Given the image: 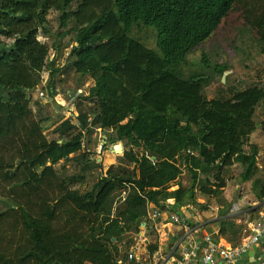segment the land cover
<instances>
[{
  "label": "trees",
  "instance_id": "obj_1",
  "mask_svg": "<svg viewBox=\"0 0 264 264\" xmlns=\"http://www.w3.org/2000/svg\"><path fill=\"white\" fill-rule=\"evenodd\" d=\"M237 4L0 0V196L13 203L0 212V264H148L129 259V237L142 223L148 229L149 206H167L170 213L189 205L201 208L197 195L216 198L234 166L241 168L240 182L251 183L254 198L264 199V180L254 178L258 148L247 142L256 130L254 114L264 102V85L227 100H208L204 90L210 77L204 70L184 73L187 57ZM51 11L60 14L58 40L72 37L68 68L91 81L76 104L78 126L60 116L54 140L44 135L42 123L49 117H40L44 110L34 98L41 73L53 65L50 47L38 40ZM240 14L264 54V1H254ZM138 27L154 31L155 50L133 37ZM201 60L210 68L205 57ZM211 70L223 74L228 67L220 64ZM58 72L51 70L50 77ZM54 85L50 79L45 104L52 103ZM80 99L88 104L87 111L79 108ZM97 129L110 132L111 143L130 147L124 157L131 169L111 166L104 172L101 163L85 164L92 160L85 137ZM69 160L80 171L62 177L55 165ZM182 167L189 177L187 187L177 183ZM90 172H98L95 182L87 190L78 189ZM228 209L220 210L205 230L214 231V225L235 246L246 224L225 218ZM148 250L152 256L158 247Z\"/></svg>",
  "mask_w": 264,
  "mask_h": 264
},
{
  "label": "rangeland",
  "instance_id": "obj_2",
  "mask_svg": "<svg viewBox=\"0 0 264 264\" xmlns=\"http://www.w3.org/2000/svg\"><path fill=\"white\" fill-rule=\"evenodd\" d=\"M254 1L257 0H238L236 10L229 15L208 40L202 43L199 48L187 57V62L184 67V73L186 75L192 71L204 70L205 74L210 77V84L204 90V96L208 100H227L234 93L248 87L264 85V54L260 53L255 34L248 31V28L245 27L244 18L240 16L241 9L249 7ZM75 8L76 5H72L71 11L75 10ZM59 16L60 14L58 12L51 11L47 16L48 22L46 30L38 35V40L48 44L50 47L49 61L53 63L50 69L41 73L42 82L38 90L46 92L48 96L49 93L46 86L51 79L60 94L66 96L65 93L67 90L71 91V93H76L80 90V96H83L91 85V81L89 79L79 78L68 68V64H66L72 37L58 40L57 28L59 25ZM72 25V21L69 20L68 27ZM132 35L147 48L152 50L156 49L155 33L152 29L138 27L132 31ZM54 49H57V52ZM202 57H205L206 63L210 68H204L201 60ZM220 64L226 65L228 70L223 74H214L211 68ZM55 69L57 71L59 70V72L53 77H50V71ZM34 98L37 101V105L45 111L40 114V117H49L48 121L42 123L44 135L48 140L57 139L58 135L53 133L54 128L61 118L57 105L54 103L50 105L45 104L46 100L42 101L38 99L37 95ZM87 107L88 104L85 102H81L79 105V108L84 111H87ZM35 109L37 107L34 105ZM254 121L256 123V130L251 134L247 142L256 145L258 148L257 172L254 178L264 180V102L256 108ZM109 135L110 132L108 131L95 130L88 138L85 137L86 147L92 153V160L85 164L101 163L104 172L111 166L125 170L131 169L132 165L124 157V152H128L130 147L124 146L122 143H111L108 138ZM115 145L121 146V154L113 151V146ZM72 155L70 154L69 156L73 157ZM55 170L60 176L65 177L77 174L80 168L72 160H69L57 163ZM240 173L241 168L239 166L232 167L229 172L230 178L226 187L219 191L216 198L205 199L197 195V202L203 205V207L199 208L189 205L191 209L183 207L180 209V212L188 218H191L192 214H198L199 223L205 221L211 223L217 218L220 210L226 209L227 206L230 209L233 204H238L250 216L252 213L249 211L250 208L254 205H259L261 202H258L254 198L250 182H240ZM97 174L98 172L88 173L85 183L78 185L77 188L80 190L89 189L95 182ZM177 183L183 187H187L190 183L184 167H182V174ZM174 189H176V186H173L170 190ZM10 206L13 207L12 201L0 196V212L6 211ZM166 221H170V219L168 218ZM242 223L241 225H244L246 221ZM212 226L215 228L214 225ZM163 230H165V233ZM168 231L163 226L154 228L151 223L147 230L145 227L140 226V231L136 235L132 234L129 237V241H133L131 250L134 251L137 259L148 264H159L161 259L169 254L182 236V231L177 236L175 230H173V235H176L175 237L167 233ZM199 232L203 234L208 231L201 230ZM151 245H157L158 250L152 256H149L148 247Z\"/></svg>",
  "mask_w": 264,
  "mask_h": 264
},
{
  "label": "built area",
  "instance_id": "obj_3",
  "mask_svg": "<svg viewBox=\"0 0 264 264\" xmlns=\"http://www.w3.org/2000/svg\"><path fill=\"white\" fill-rule=\"evenodd\" d=\"M51 92L54 93V98H50V101L57 105L58 113L78 126L76 104L81 91L65 93L66 96L60 94L56 88ZM35 93L42 101L48 99L46 92L37 89ZM97 130L100 131V129ZM82 149H85L84 142H82ZM151 206H149V213ZM249 211L252 212L250 216L238 204H233L225 216L236 224H243L242 222L246 221L245 235L235 246L221 238L218 232L201 234L199 231L205 230L209 221L199 223L198 214H192L191 218L181 212L170 214V222L181 227L182 236L159 264H168L169 261L171 264H264V199ZM132 258L138 260L133 250L129 254V259Z\"/></svg>",
  "mask_w": 264,
  "mask_h": 264
},
{
  "label": "crops",
  "instance_id": "obj_4",
  "mask_svg": "<svg viewBox=\"0 0 264 264\" xmlns=\"http://www.w3.org/2000/svg\"><path fill=\"white\" fill-rule=\"evenodd\" d=\"M66 62H67L66 64H68V61ZM68 93H71V91L67 90L66 94ZM169 211H170V208L167 206L164 209H160L152 205L150 207L149 219H150V223L154 226V228H157L158 226L166 227L167 231L169 230L167 233L172 234V237H175L176 235H173V230H175V234H177L178 236L180 232L182 231V229L179 225L173 224L170 221H166L171 216L170 214L174 213V212L170 213ZM212 229H214V232H218L216 228L213 227ZM163 231L165 233V230ZM168 264H171V262L169 261Z\"/></svg>",
  "mask_w": 264,
  "mask_h": 264
},
{
  "label": "water",
  "instance_id": "obj_5",
  "mask_svg": "<svg viewBox=\"0 0 264 264\" xmlns=\"http://www.w3.org/2000/svg\"><path fill=\"white\" fill-rule=\"evenodd\" d=\"M113 151H114L115 153H119V154H121V153H122V148H121L120 145H115V146H113ZM152 159H153V158H152ZM141 226H142V227H145V223L141 224Z\"/></svg>",
  "mask_w": 264,
  "mask_h": 264
}]
</instances>
